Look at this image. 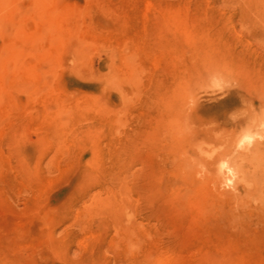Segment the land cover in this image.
Returning a JSON list of instances; mask_svg holds the SVG:
<instances>
[{"label": "rangeland", "instance_id": "1", "mask_svg": "<svg viewBox=\"0 0 264 264\" xmlns=\"http://www.w3.org/2000/svg\"><path fill=\"white\" fill-rule=\"evenodd\" d=\"M6 21L0 264H264L227 154L252 141L218 125L263 85L264 0H0Z\"/></svg>", "mask_w": 264, "mask_h": 264}, {"label": "bare ground", "instance_id": "2", "mask_svg": "<svg viewBox=\"0 0 264 264\" xmlns=\"http://www.w3.org/2000/svg\"><path fill=\"white\" fill-rule=\"evenodd\" d=\"M0 24L4 28L10 26L8 21ZM6 52L4 53L5 55ZM5 62V67H7L8 62L6 59ZM261 84H263L261 87L245 84L242 91L229 93L225 101L227 107L233 108L239 104H243L248 109L243 117L229 118L225 113L224 116L218 119V125L220 127L223 126L226 131L230 132L231 137H241L243 140L252 141L248 145H240L242 150H238L232 149V147H235V142L232 140L227 149V154L231 157V163L237 169L239 182H242V185H237L238 192L242 195L250 196L251 200H254L255 197L257 198L256 200L264 198V185H247L246 172L242 170L241 164L245 160L253 161L258 159L260 161L256 163L258 164V171L261 177L264 178V80ZM258 137L262 138L258 139ZM224 164L223 162L216 170L215 174L219 179H221L220 172ZM229 169H231V166Z\"/></svg>", "mask_w": 264, "mask_h": 264}]
</instances>
